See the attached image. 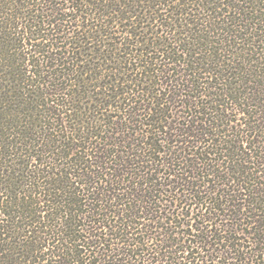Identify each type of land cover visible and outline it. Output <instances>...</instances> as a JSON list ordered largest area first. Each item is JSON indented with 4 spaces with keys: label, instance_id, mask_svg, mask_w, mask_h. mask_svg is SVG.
Here are the masks:
<instances>
[{
    "label": "trees",
    "instance_id": "obj_1",
    "mask_svg": "<svg viewBox=\"0 0 264 264\" xmlns=\"http://www.w3.org/2000/svg\"><path fill=\"white\" fill-rule=\"evenodd\" d=\"M0 264H264V0H0Z\"/></svg>",
    "mask_w": 264,
    "mask_h": 264
}]
</instances>
